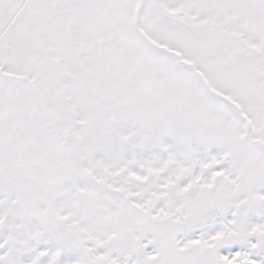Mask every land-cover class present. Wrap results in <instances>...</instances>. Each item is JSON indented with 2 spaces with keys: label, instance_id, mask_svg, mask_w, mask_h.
I'll list each match as a JSON object with an SVG mask.
<instances>
[{
  "label": "snow or ice",
  "instance_id": "6c2138e0",
  "mask_svg": "<svg viewBox=\"0 0 264 264\" xmlns=\"http://www.w3.org/2000/svg\"><path fill=\"white\" fill-rule=\"evenodd\" d=\"M0 264H264V0H0Z\"/></svg>",
  "mask_w": 264,
  "mask_h": 264
}]
</instances>
